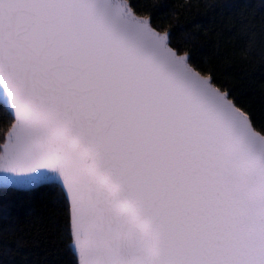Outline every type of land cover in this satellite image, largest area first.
<instances>
[{"label": "snow or ice", "instance_id": "6c2138e0", "mask_svg": "<svg viewBox=\"0 0 264 264\" xmlns=\"http://www.w3.org/2000/svg\"><path fill=\"white\" fill-rule=\"evenodd\" d=\"M254 80L264 0H0V264H264Z\"/></svg>", "mask_w": 264, "mask_h": 264}, {"label": "trees", "instance_id": "16d2710c", "mask_svg": "<svg viewBox=\"0 0 264 264\" xmlns=\"http://www.w3.org/2000/svg\"><path fill=\"white\" fill-rule=\"evenodd\" d=\"M166 3L173 6V8H176L179 0H165ZM256 4L259 3V0H254ZM182 11V10H181ZM259 75V74H257ZM252 88L253 93L248 97L249 101L254 103L255 108L259 111V109L264 105V99L261 98V92L264 91V85H261V83L258 80H254L252 82ZM23 226V225H21Z\"/></svg>", "mask_w": 264, "mask_h": 264}]
</instances>
